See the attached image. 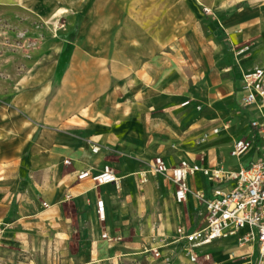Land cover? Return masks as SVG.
Listing matches in <instances>:
<instances>
[{"label":"rangeland","instance_id":"obj_1","mask_svg":"<svg viewBox=\"0 0 264 264\" xmlns=\"http://www.w3.org/2000/svg\"><path fill=\"white\" fill-rule=\"evenodd\" d=\"M201 2L0 0V106L12 99L23 76L41 68L55 66L56 88L74 51L108 56L117 50L134 56L139 54L140 61L134 64L141 66L145 80L160 92V102L166 103L165 109L154 111L147 118L146 125L138 120L130 132L127 121L146 110L145 99L129 114V106L135 105V92L132 98L126 92L125 101L118 108L127 113L120 111L115 120L108 117L111 112L106 109L103 126L109 134L113 133L110 122L119 124L120 129L114 128L117 132L112 138L119 150L114 152L99 146V153L108 155V165L120 169L122 164L128 168V175L120 178V187L115 190L126 193L124 199L132 193V205L125 219L119 221L115 216L108 223L107 217L100 218L95 203L97 219L106 226L98 235L100 242L106 244L105 249L101 248L105 250V259L96 264H190L182 247L172 242L179 224L187 226L194 218L198 225L204 204L193 190L196 204L177 206L168 178L154 172L157 158L168 160L172 166L190 160L201 166L216 164L222 168L250 160V153L232 159L230 151L242 132L244 115L234 99L238 85L234 70L242 66L252 42L234 46L220 25L228 14ZM246 3L243 8L249 9L250 5L264 4V0ZM210 7H214L216 15L205 12ZM78 38L80 43H76ZM244 46L249 49L239 55ZM101 63L105 75L112 77L113 62ZM133 75L135 82V73L125 80ZM145 85H138L134 91L145 92ZM177 98H195L205 109L195 115L177 114L173 109ZM99 106L103 107L101 103ZM215 129L218 133H214ZM256 146H260L257 141ZM258 155L259 151L253 159ZM125 180H132L131 185H125ZM133 228L137 233H133ZM132 233L135 235L131 236ZM78 241V237L52 238L51 245L58 243L56 255L50 253V238L46 236L41 249L47 247V252L0 251V264H62L66 253L61 251L67 249L76 256L77 262L83 263L86 256L78 253ZM202 255L196 264H242L254 252L251 246L241 247L237 241L225 239L204 248Z\"/></svg>","mask_w":264,"mask_h":264},{"label":"crops","instance_id":"obj_2","mask_svg":"<svg viewBox=\"0 0 264 264\" xmlns=\"http://www.w3.org/2000/svg\"><path fill=\"white\" fill-rule=\"evenodd\" d=\"M201 1L228 14L220 21V25L229 35L234 46L252 42L251 50L244 55L242 66L234 70V74L238 76V85L233 93L234 99L244 113L241 123L242 132L235 138V142L250 134L249 123L256 116L253 110L241 104L242 77L247 70L264 67V4L250 5L249 9H244L247 0ZM213 8L208 9L215 14ZM76 43H80V38ZM106 60L113 62L112 77L105 75V67L101 62ZM134 61H140L139 54L134 56L117 50L106 56L105 53L74 51L56 88H54L57 72L55 66L48 69L41 68L23 76L12 99L8 103H2L0 106V251L8 252L12 249L16 252L19 250L31 253L42 250L47 252V247L41 249V243L44 237L49 236L50 253L57 255L58 243L51 245L52 238L78 237L77 251L85 254V261L77 262L76 256L70 254L67 249L61 251L66 253L62 264H96L105 259L103 254L105 250L101 248L106 247V244L100 242L98 235L106 226L97 219L95 203L98 199L104 200L108 223L115 216L121 221L125 219L128 210L131 212L132 193L129 194L128 199H124L126 193L116 192L113 184L98 186L89 179L78 180L77 176L85 170L95 174L110 163L108 155L104 152L97 154L92 152L94 146L109 148L114 152L119 150L118 145L112 141L117 132L114 128L120 129L119 124L111 121L113 133L109 134L106 133L103 125L106 122V109L111 112L109 118L120 116L122 110L118 107L123 105L122 102L125 101L123 96L126 92L132 95L131 98L134 97L133 92H135V105L129 106L127 111L129 114L141 105L140 100L145 99L147 102L144 112L130 116L131 119L127 121L129 132L139 121L142 125H146L147 118L152 117L154 111L165 109L166 103L160 102V92L148 84L143 76L145 71H140L141 66L135 65ZM131 73L136 74L135 82H133L134 75L129 80H125ZM143 84L148 85V87L145 85L147 87L145 92L140 93V89L138 92L134 91L138 85L142 87ZM176 102L173 109L177 114L195 115L205 109V106L195 98H177ZM186 102L189 104L183 105ZM100 103L102 108L99 106ZM230 157L234 158L231 156V151ZM162 159L166 165L172 166L168 160ZM186 161L201 168L217 167L216 164L201 166L195 161ZM246 163L238 165L234 163L225 166V169L236 171ZM113 166L111 167L119 178L128 175L126 166L121 164L120 169ZM129 182L132 183V180H125L124 184L131 185ZM187 183L191 192L186 200L179 204L174 197L175 186L169 181L174 203L177 206L196 204L193 190L212 197L214 190L219 187L218 183L210 181L201 172L189 176ZM203 224L202 217L198 225H195L194 218H191L187 226L183 223L179 226L185 227L188 232H193ZM133 233H137L136 228H133ZM133 233L131 236L135 235ZM46 241L47 239H44V245L47 246ZM218 241L220 240L198 250L200 261L203 256L202 250ZM172 244L183 248L182 242L175 243L173 240Z\"/></svg>","mask_w":264,"mask_h":264},{"label":"built area","instance_id":"obj_3","mask_svg":"<svg viewBox=\"0 0 264 264\" xmlns=\"http://www.w3.org/2000/svg\"><path fill=\"white\" fill-rule=\"evenodd\" d=\"M206 13L211 10L205 8ZM249 49L242 47L241 55ZM243 107L255 112L250 121V134L236 140L231 150V156L237 159L251 154L249 162L236 171L222 167L201 168L186 160L174 166H168L162 158H157L154 172L164 175L175 186V200L183 203L191 192L188 187V177L198 172L203 173L210 181L219 184L212 197L203 192H196L195 197L204 204L201 228L188 232L179 226L176 230L175 243H183L182 250L190 264L198 263V250L216 240L233 239L241 247L251 246L254 256L242 264H264V67H255L244 72L242 77ZM186 102L183 105H188ZM214 133H218L215 129ZM256 141L260 146H256ZM100 147L94 146L92 152L99 153ZM259 151L256 159L255 153ZM78 180L89 179L96 185L113 184L120 187V178L115 170L105 165L93 174L89 170L81 171ZM97 212L103 214L104 200L96 202Z\"/></svg>","mask_w":264,"mask_h":264},{"label":"bare ground","instance_id":"obj_4","mask_svg":"<svg viewBox=\"0 0 264 264\" xmlns=\"http://www.w3.org/2000/svg\"><path fill=\"white\" fill-rule=\"evenodd\" d=\"M100 218H101V219H105V218H106L105 210H104V213H103V214L100 213Z\"/></svg>","mask_w":264,"mask_h":264}]
</instances>
